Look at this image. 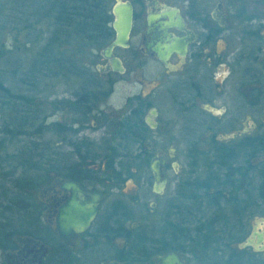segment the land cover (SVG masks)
Masks as SVG:
<instances>
[{
  "label": "flooded vegetation",
  "instance_id": "1",
  "mask_svg": "<svg viewBox=\"0 0 264 264\" xmlns=\"http://www.w3.org/2000/svg\"><path fill=\"white\" fill-rule=\"evenodd\" d=\"M99 1L110 7L107 44L84 72L75 65L69 74L85 81L46 103L59 111L55 125L76 161L48 168L30 190L37 201L26 230L0 256L46 264L51 242L58 264H159L169 253L181 264H264V0H120L132 11L126 46L112 49L121 72L102 54L115 38L118 0ZM121 83L139 94L115 110L109 100ZM117 144L153 152L143 165L148 181L141 167L91 154ZM66 182L94 192L75 193L81 221L95 212L73 242L58 236L73 198ZM36 227L44 238L31 233Z\"/></svg>",
  "mask_w": 264,
  "mask_h": 264
},
{
  "label": "rangeland",
  "instance_id": "2",
  "mask_svg": "<svg viewBox=\"0 0 264 264\" xmlns=\"http://www.w3.org/2000/svg\"><path fill=\"white\" fill-rule=\"evenodd\" d=\"M31 4V0H0V87L6 88L16 98L23 96L26 102L31 101L26 103L18 99L13 100V98L5 99L4 93L0 90V233H6L9 239L16 233L26 230L21 227V224L27 217L28 205L33 204L34 200L37 201L35 197L30 198L24 194L19 196L14 182L28 181L32 183L31 190L36 193L38 188L34 185V181L44 180L48 168L60 171L61 166L70 165L76 161L75 152L72 147L65 144L66 138L58 132V126L55 125L59 121V111L52 107L51 109L47 108L46 103L58 101L65 95L66 90L70 89V86L79 85L82 77H71L68 73L66 77L53 75L50 78L43 77L41 74L35 78L36 70L32 67L31 61L43 50L46 42L52 37L49 32L53 30H51L52 28L48 29L44 21L35 23L34 20L26 17L31 13ZM104 46H100L99 49ZM92 52L94 54L84 50L82 57L85 60L86 58L93 60L97 54V48ZM63 54L71 55L69 52ZM66 57L73 58V55ZM74 59L79 60L77 56H74ZM124 77L131 79L129 73ZM135 78L139 79V75ZM69 79L73 80L69 83L70 86L66 87L63 82ZM74 80L77 81L75 84ZM133 86L134 88H127L125 83L115 86L109 100L115 110H122L125 108L128 97L139 94V87L135 84ZM154 93L155 91L152 92V96L148 100L151 98L152 101L155 100ZM1 103L6 105H1ZM154 104L152 103V105ZM23 114H28L26 117L30 116L31 118L24 122ZM82 135L87 137L85 134ZM71 139L68 136L69 143H73ZM117 145L113 146V151H94L91 154L103 155L107 158L110 156L111 159L120 160L128 166L141 167L148 181L149 171L143 165L147 166L153 152L143 154L141 147H134V145L120 147L119 144ZM135 183H137L136 180L130 186L127 184L126 187H123L124 190H133ZM142 200L143 208L147 209L148 197L143 196ZM137 217L138 215L135 213V219ZM41 219L42 215L40 216V226L43 227ZM149 223L153 226L147 232L154 235L155 221L151 220ZM31 233L36 237L43 238V234H45L43 228L38 227ZM10 242L11 240L8 245ZM49 243L52 245V249L46 257L48 259L46 264H58V261L62 260L59 258L58 248L51 242ZM9 262L10 260L0 256V264ZM70 264H75V262H70Z\"/></svg>",
  "mask_w": 264,
  "mask_h": 264
},
{
  "label": "trees",
  "instance_id": "3",
  "mask_svg": "<svg viewBox=\"0 0 264 264\" xmlns=\"http://www.w3.org/2000/svg\"><path fill=\"white\" fill-rule=\"evenodd\" d=\"M31 2V13L26 17L34 20L35 23L44 21L48 29L52 28L51 30H53L49 32L52 37L47 39L43 50L31 61L32 67L36 70L35 78L41 74L43 77L51 78L53 75L57 77L71 72L76 73L78 68L75 65H80L82 72H84L83 69L89 62L88 58L85 60L82 57L84 50L93 54V50L96 48L98 50L100 46L107 44L110 38L111 33L107 27V23L111 19L109 7L99 0H31ZM64 52H69L71 55H64ZM72 55L73 58L66 57ZM74 56H77L79 60L74 59ZM53 69L57 73H53ZM72 80L69 79L65 82L69 85ZM80 80L83 82L86 77H82ZM73 82L75 84L77 81L74 80ZM0 90L4 93L5 99L13 98V100L18 99L26 102L23 96L16 98L6 88L0 87ZM29 102L31 101L26 103ZM1 105L6 104L1 103ZM27 115L23 114L22 120L24 122L31 118L30 116L27 118ZM38 182L34 181V185L37 186ZM14 186L19 196L24 194V196L30 197L32 183L15 181ZM10 239L6 233H0V246H3L2 243L8 242Z\"/></svg>",
  "mask_w": 264,
  "mask_h": 264
},
{
  "label": "water",
  "instance_id": "4",
  "mask_svg": "<svg viewBox=\"0 0 264 264\" xmlns=\"http://www.w3.org/2000/svg\"><path fill=\"white\" fill-rule=\"evenodd\" d=\"M131 12L132 11L130 6L128 4L122 3L120 0H118V4L112 7V14L114 18L112 22V27L115 32V38L111 45H108L106 48L103 49L102 54L105 58H109V62L112 65L111 67L114 71H123L121 68L120 60L114 57V55H112V49L114 46H126L127 36L131 23ZM151 169L153 172H155L154 165L151 166ZM65 184L66 187L72 190L73 198L70 200L69 205L66 208V213L64 215L63 221H61V217L58 219V236L59 238L73 242L71 236L74 233L75 228L79 227L80 225L84 226L85 224H87L89 217H91L92 214L95 212L93 208L92 210H90L88 216H86V219L81 221V219L83 218L82 214L85 209L84 206L79 204L78 200H76L75 193L81 191L86 193H93L92 195H94V192L83 190L73 182H66ZM81 216L82 218L80 219ZM159 264H181V262L176 254L169 253L165 254V256L160 259Z\"/></svg>",
  "mask_w": 264,
  "mask_h": 264
}]
</instances>
